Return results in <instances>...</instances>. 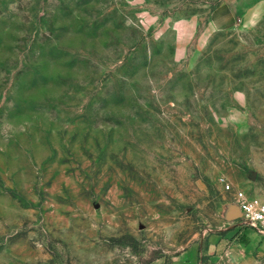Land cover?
Wrapping results in <instances>:
<instances>
[{"label": "rangeland", "instance_id": "obj_1", "mask_svg": "<svg viewBox=\"0 0 264 264\" xmlns=\"http://www.w3.org/2000/svg\"><path fill=\"white\" fill-rule=\"evenodd\" d=\"M264 0H0V264H264Z\"/></svg>", "mask_w": 264, "mask_h": 264}, {"label": "built area", "instance_id": "obj_2", "mask_svg": "<svg viewBox=\"0 0 264 264\" xmlns=\"http://www.w3.org/2000/svg\"><path fill=\"white\" fill-rule=\"evenodd\" d=\"M225 190L232 191L242 224L252 226L264 233V201L255 195L248 194L241 188H233L225 177L220 178Z\"/></svg>", "mask_w": 264, "mask_h": 264}, {"label": "crops", "instance_id": "obj_3", "mask_svg": "<svg viewBox=\"0 0 264 264\" xmlns=\"http://www.w3.org/2000/svg\"><path fill=\"white\" fill-rule=\"evenodd\" d=\"M185 262H183L182 264H197V258H196V254L192 251V250H188L185 253ZM153 264H163L161 260L156 261Z\"/></svg>", "mask_w": 264, "mask_h": 264}]
</instances>
